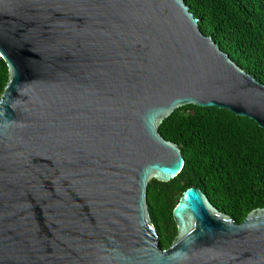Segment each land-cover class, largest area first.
Wrapping results in <instances>:
<instances>
[{
  "label": "water",
  "instance_id": "1",
  "mask_svg": "<svg viewBox=\"0 0 264 264\" xmlns=\"http://www.w3.org/2000/svg\"><path fill=\"white\" fill-rule=\"evenodd\" d=\"M0 264H264V207L239 223L199 188L160 246L151 179L182 170L158 131L185 105L264 129V84L184 0H0Z\"/></svg>",
  "mask_w": 264,
  "mask_h": 264
},
{
  "label": "trees",
  "instance_id": "2",
  "mask_svg": "<svg viewBox=\"0 0 264 264\" xmlns=\"http://www.w3.org/2000/svg\"><path fill=\"white\" fill-rule=\"evenodd\" d=\"M199 28L238 66L264 84V0H184ZM8 79L0 57V96ZM158 131L184 157L167 182L151 179L147 205L166 249L177 230L172 210L188 187L202 190L220 211L239 223L264 207V129L248 117L216 107L185 105L165 118Z\"/></svg>",
  "mask_w": 264,
  "mask_h": 264
}]
</instances>
